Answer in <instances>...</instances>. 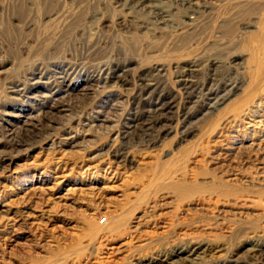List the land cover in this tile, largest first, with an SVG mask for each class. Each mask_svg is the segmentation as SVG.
<instances>
[{
  "label": "rangeland",
  "instance_id": "1",
  "mask_svg": "<svg viewBox=\"0 0 264 264\" xmlns=\"http://www.w3.org/2000/svg\"><path fill=\"white\" fill-rule=\"evenodd\" d=\"M0 264H264V0H0Z\"/></svg>",
  "mask_w": 264,
  "mask_h": 264
},
{
  "label": "bare ground",
  "instance_id": "2",
  "mask_svg": "<svg viewBox=\"0 0 264 264\" xmlns=\"http://www.w3.org/2000/svg\"><path fill=\"white\" fill-rule=\"evenodd\" d=\"M179 187V186H178Z\"/></svg>",
  "mask_w": 264,
  "mask_h": 264
}]
</instances>
